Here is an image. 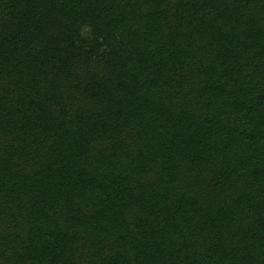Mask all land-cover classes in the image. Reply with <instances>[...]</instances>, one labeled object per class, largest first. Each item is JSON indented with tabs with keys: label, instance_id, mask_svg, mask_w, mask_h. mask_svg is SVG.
I'll list each match as a JSON object with an SVG mask.
<instances>
[{
	"label": "trees",
	"instance_id": "16d2710c",
	"mask_svg": "<svg viewBox=\"0 0 264 264\" xmlns=\"http://www.w3.org/2000/svg\"><path fill=\"white\" fill-rule=\"evenodd\" d=\"M0 264H264V0H0Z\"/></svg>",
	"mask_w": 264,
	"mask_h": 264
}]
</instances>
